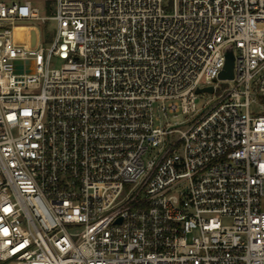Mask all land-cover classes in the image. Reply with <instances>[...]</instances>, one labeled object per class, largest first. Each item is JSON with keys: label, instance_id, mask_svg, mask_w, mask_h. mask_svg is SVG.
<instances>
[{"label": "built area", "instance_id": "built-area-1", "mask_svg": "<svg viewBox=\"0 0 264 264\" xmlns=\"http://www.w3.org/2000/svg\"><path fill=\"white\" fill-rule=\"evenodd\" d=\"M40 1L0 0V264H264V0Z\"/></svg>", "mask_w": 264, "mask_h": 264}, {"label": "water", "instance_id": "water-1", "mask_svg": "<svg viewBox=\"0 0 264 264\" xmlns=\"http://www.w3.org/2000/svg\"><path fill=\"white\" fill-rule=\"evenodd\" d=\"M25 30H20L17 31V42H25ZM21 62H15V73H21ZM233 68H234V59H233V55L232 54H228L227 55V62L225 65V69L224 71L221 73L220 75V79L221 80H232L233 79ZM33 62H28V67H27V72L28 73H32L33 72ZM203 92H207V93H212L213 89L209 88V89H205V90H199L198 93H203Z\"/></svg>", "mask_w": 264, "mask_h": 264}, {"label": "rangeland", "instance_id": "rangeland-1", "mask_svg": "<svg viewBox=\"0 0 264 264\" xmlns=\"http://www.w3.org/2000/svg\"><path fill=\"white\" fill-rule=\"evenodd\" d=\"M43 5H44V1L43 0L40 1V2H38V4H37V7L40 8L41 14L43 16H46L48 14H51V13H48V14L46 13V10L44 9ZM49 32H51V29H50ZM53 66L56 67V68H59L61 66V64L57 60V61H54ZM212 99H213V95L206 94V93L200 94L199 95V101L197 103V110L200 111V112H202L208 106V104L212 101ZM252 111H255L258 114H264V112H262L259 109V107H257V108L253 107L252 108ZM185 120H186L185 117H179L178 119H171L170 123L172 125H174L176 122H178V124H180V123L184 122ZM151 157H152V154H148L144 159H145V161H147Z\"/></svg>", "mask_w": 264, "mask_h": 264}]
</instances>
